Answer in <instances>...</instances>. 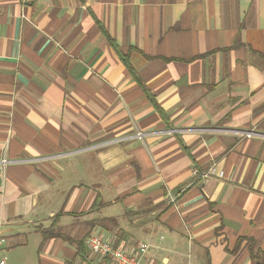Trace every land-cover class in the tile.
I'll use <instances>...</instances> for the list:
<instances>
[{
	"label": "crops",
	"instance_id": "crops-1",
	"mask_svg": "<svg viewBox=\"0 0 264 264\" xmlns=\"http://www.w3.org/2000/svg\"><path fill=\"white\" fill-rule=\"evenodd\" d=\"M2 158L6 264H264V0H0Z\"/></svg>",
	"mask_w": 264,
	"mask_h": 264
},
{
	"label": "built area",
	"instance_id": "built-area-1",
	"mask_svg": "<svg viewBox=\"0 0 264 264\" xmlns=\"http://www.w3.org/2000/svg\"><path fill=\"white\" fill-rule=\"evenodd\" d=\"M0 162L5 165L8 163V159L2 158ZM5 241V237H0V246ZM86 244L93 254L98 255L100 258L110 257L115 264H151L142 258L149 249V243L147 242L138 243L133 250L126 251L115 247L112 242L100 235H91L87 237ZM0 264H6V259L0 258Z\"/></svg>",
	"mask_w": 264,
	"mask_h": 264
},
{
	"label": "trees",
	"instance_id": "trees-1",
	"mask_svg": "<svg viewBox=\"0 0 264 264\" xmlns=\"http://www.w3.org/2000/svg\"><path fill=\"white\" fill-rule=\"evenodd\" d=\"M111 41H112L114 47L116 48V50L119 52V54H120L122 60H123L124 63L126 64V66H127L131 71H133V70H132L133 68L131 67V63L129 62V58H128V56L122 54L121 51H120V49H119V47H118V45H117L112 39H111ZM133 73H134V71H133ZM148 94H149V96H150L151 101L154 103V105L157 107V109H159V107H158V105H157V103H156L154 97H153L149 92H148ZM159 111H160V109H159ZM99 201H100V200H98V199L95 200V202H94V204H93V207H98L99 204H100ZM47 236H48V235L45 234V237H47Z\"/></svg>",
	"mask_w": 264,
	"mask_h": 264
}]
</instances>
